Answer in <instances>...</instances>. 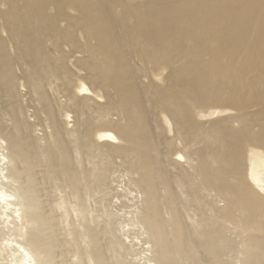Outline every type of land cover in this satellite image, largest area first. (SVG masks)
<instances>
[{
	"label": "bare ground",
	"instance_id": "obj_1",
	"mask_svg": "<svg viewBox=\"0 0 264 264\" xmlns=\"http://www.w3.org/2000/svg\"><path fill=\"white\" fill-rule=\"evenodd\" d=\"M0 152L17 264H264V0H0Z\"/></svg>",
	"mask_w": 264,
	"mask_h": 264
},
{
	"label": "rangeland",
	"instance_id": "obj_2",
	"mask_svg": "<svg viewBox=\"0 0 264 264\" xmlns=\"http://www.w3.org/2000/svg\"><path fill=\"white\" fill-rule=\"evenodd\" d=\"M31 111V110H30ZM30 120H31V122H32V124H34V123H36V124H34V127L36 128L35 130H37L38 131V133H36V136H38L39 138H40V140H41V142H42V144L45 142V138H46V136L47 135H49V133L47 134V132H49V129H44L43 130V128H42V126H44L45 127V121H44V118L43 117H41V119L40 120H36V121H33L32 120V117L30 118ZM40 121H41V124H42V126H41V124H40ZM38 122V123H37ZM38 128H39V130H38ZM44 132H42V131ZM36 131V132H37ZM38 134V135H37ZM45 134V135H44ZM40 135V136H39ZM43 135V136H42ZM1 153V152H0ZM120 184H122V188L121 189H123L125 192H123V197L121 198V200H120V202H118V205H119V209H120V212H121V214H130V213H132L133 212V203H132V198H131V196L129 197V189L127 188V187H125V184H124V182H122V183H120ZM123 212V213H122ZM10 221V220H9ZM8 226H10V224H8ZM8 226H7V228H8ZM7 228H2V226L0 225V231H1V233H2V235H1V233H0V236H1V241H0V243H2L3 241V239H4V245L6 244L5 243V241H7V239H9L10 237L7 235L8 234V230H7ZM5 229V230H4ZM5 233V234H4ZM5 236V237H4ZM128 241V240H127ZM3 245V246H4ZM10 245V244H9ZM0 249H1V255H0V264H17V260H19V254H18V252L17 251H14V248H13V246H14V244L12 245H10V246H8L7 244H6V246H4V248H3V250H2V245L0 244ZM13 249V250H12ZM136 250L137 251H140L141 250V248L140 247H138V246H136ZM4 251H5V253H4ZM7 251H9V253L7 252ZM10 251L11 252H13V253H10ZM16 252V253H15ZM18 254V255H17ZM5 255H6V257H5ZM8 255V256H7ZM10 255V256H9ZM15 255V256H14ZM16 256H18V257H16ZM5 258V259H4ZM13 258V259H12ZM14 258H16L17 260H15ZM7 259V260H6ZM12 259V260H11ZM8 261V262H7ZM14 261V262H13Z\"/></svg>",
	"mask_w": 264,
	"mask_h": 264
}]
</instances>
